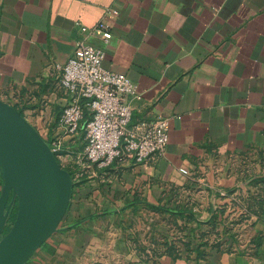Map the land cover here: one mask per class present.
I'll list each match as a JSON object with an SVG mask.
<instances>
[{
	"label": "crops",
	"instance_id": "crops-1",
	"mask_svg": "<svg viewBox=\"0 0 264 264\" xmlns=\"http://www.w3.org/2000/svg\"><path fill=\"white\" fill-rule=\"evenodd\" d=\"M81 25L135 85L130 125L163 117L168 143L86 168L24 264H264V0H0V99L72 173L86 122L65 133L60 78Z\"/></svg>",
	"mask_w": 264,
	"mask_h": 264
},
{
	"label": "built area",
	"instance_id": "built-area-1",
	"mask_svg": "<svg viewBox=\"0 0 264 264\" xmlns=\"http://www.w3.org/2000/svg\"><path fill=\"white\" fill-rule=\"evenodd\" d=\"M107 14L116 15L111 9ZM95 31L99 29L95 28ZM82 37L71 56L62 66L60 84L69 93V100L60 114L65 133L72 135L84 118L85 109L91 113L85 123V145L74 157L72 182L84 175L89 167H107L117 158H128L137 163L162 155L168 143V123L157 117L147 125H130L131 108L126 98L133 94L134 83L124 73L103 67L105 52L91 44L86 36L89 28L80 26ZM104 42L111 36L101 31ZM60 158V144L49 145ZM179 171L187 174V169Z\"/></svg>",
	"mask_w": 264,
	"mask_h": 264
},
{
	"label": "water",
	"instance_id": "water-1",
	"mask_svg": "<svg viewBox=\"0 0 264 264\" xmlns=\"http://www.w3.org/2000/svg\"><path fill=\"white\" fill-rule=\"evenodd\" d=\"M0 172V264H24L56 231L68 207L72 179L35 127L17 108L1 99ZM41 178L59 187L57 205L45 222L40 216ZM15 201V219L2 235Z\"/></svg>",
	"mask_w": 264,
	"mask_h": 264
},
{
	"label": "bare ground",
	"instance_id": "bare-ground-1",
	"mask_svg": "<svg viewBox=\"0 0 264 264\" xmlns=\"http://www.w3.org/2000/svg\"><path fill=\"white\" fill-rule=\"evenodd\" d=\"M59 199V187L41 178L40 180V216L47 221L52 215Z\"/></svg>",
	"mask_w": 264,
	"mask_h": 264
},
{
	"label": "trees",
	"instance_id": "trees-1",
	"mask_svg": "<svg viewBox=\"0 0 264 264\" xmlns=\"http://www.w3.org/2000/svg\"><path fill=\"white\" fill-rule=\"evenodd\" d=\"M19 111H20V110H19ZM20 112H21V111H20ZM21 114H22V112H21ZM22 115H23V114H22ZM90 117H91V113H90L88 110L85 109V111H84V118H83L82 120H84L85 122H87V121L90 119ZM55 156H56V155H55ZM56 159H57V161L60 163V160L58 159L57 156H56ZM63 168H64V167H63ZM64 169H65V168H64ZM68 172H69V174H70V176H71V179H72V175H73V173H72L71 171H68ZM1 182H2V181H1ZM9 199H10V198H9ZM16 213H17V202L15 201L14 204L12 205L11 209H10L9 216H8L7 221H6V224H5V226H4V229H3L2 235H5V234L9 231V229H10V227H11V225H12L14 219H15Z\"/></svg>",
	"mask_w": 264,
	"mask_h": 264
}]
</instances>
